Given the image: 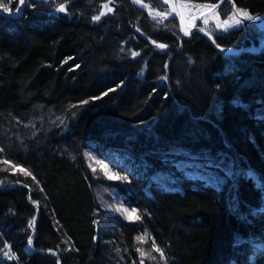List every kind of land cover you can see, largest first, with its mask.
Here are the masks:
<instances>
[{
	"label": "trees",
	"instance_id": "1",
	"mask_svg": "<svg viewBox=\"0 0 264 264\" xmlns=\"http://www.w3.org/2000/svg\"><path fill=\"white\" fill-rule=\"evenodd\" d=\"M249 28L216 41L258 46ZM87 150L137 218L107 217ZM0 264H264V50L226 57L133 0L0 13Z\"/></svg>",
	"mask_w": 264,
	"mask_h": 264
},
{
	"label": "rangeland",
	"instance_id": "2",
	"mask_svg": "<svg viewBox=\"0 0 264 264\" xmlns=\"http://www.w3.org/2000/svg\"><path fill=\"white\" fill-rule=\"evenodd\" d=\"M20 1V0H19ZM28 1V0H27ZM134 1V0H133ZM149 2H145L144 0H140V2H135L139 7L144 8L150 15L151 19L157 23H166L169 19H175V8L170 6V2L168 0H147ZM10 0H2L0 1V7L4 9V7L9 8ZM173 4V3H172ZM185 4H192V5H201L192 1H181V5ZM221 6V5H220ZM220 6L215 7H208L206 9H196V8H185L182 7L185 21L187 23L186 28L195 27V26H202L215 34H224L230 32L235 29H242V28H249L250 31L254 30L260 36V40L258 45H260L264 38V18H253L252 20L245 19L242 16H236L240 20L238 25L233 24L232 27H225L223 25L224 21H232L229 19L234 16V7L232 10H224L223 8L220 10ZM238 9H236L237 11ZM15 11V10H14ZM13 11L9 10L7 13H12ZM160 13V15L155 16V13ZM205 19H207V23H205ZM247 24V25H246ZM219 25V26H218ZM254 25V26H251ZM255 32V33H256ZM216 39V38H215ZM229 51H237L236 49H227ZM86 160L88 166L90 167L91 171L94 174L95 181L97 183V195L101 200V205L103 206L104 210L107 212V217L110 216H120L127 218L129 220L137 218V212L127 209L118 199L117 191L115 189L109 188L108 185L104 183V181H116L120 179L118 174L111 171L108 165L102 161L98 155L92 151L87 150L85 152ZM6 161V160H4ZM4 161H2L4 163ZM9 165L10 163H4ZM103 211V210H102ZM107 227L112 226L110 221L106 219H101ZM106 222V223H105Z\"/></svg>",
	"mask_w": 264,
	"mask_h": 264
},
{
	"label": "water",
	"instance_id": "3",
	"mask_svg": "<svg viewBox=\"0 0 264 264\" xmlns=\"http://www.w3.org/2000/svg\"><path fill=\"white\" fill-rule=\"evenodd\" d=\"M173 4L177 3V0H171ZM27 0H24V3L21 5V3H19V6L17 7V9L19 10H15L12 13H7L3 10V8L0 7V13L8 18H19L22 16L25 6H26ZM180 3V0H179ZM181 4V3H180ZM232 6L234 7V12L235 14L237 13L236 11V6L234 4V2L232 3ZM176 11V21L179 24V28L180 31L182 33V35L184 37H190L192 34L194 33H200L202 35H204L209 41L210 43L213 45V47L222 55L229 57V58H236L238 56H240L243 53H253V54H259L264 50V38L263 41L260 45L258 46H247L244 47L242 49H239L237 51H229V50H225L224 48L220 47L215 39V36L212 32H210L209 30H207L206 28L202 27V26H195L192 27L190 30H188L185 26L184 23V16L182 13V7L179 8H175ZM187 32V34H185Z\"/></svg>",
	"mask_w": 264,
	"mask_h": 264
},
{
	"label": "snow or ice",
	"instance_id": "4",
	"mask_svg": "<svg viewBox=\"0 0 264 264\" xmlns=\"http://www.w3.org/2000/svg\"><path fill=\"white\" fill-rule=\"evenodd\" d=\"M134 2H140V0H134ZM168 2H170V0H168ZM20 3H21V5L24 3V0H20ZM170 6L171 7H174V8H179V7H185V8H189V9H191V8H196V9H201V8H204V9H206V8H208V7H215V6H207V5H192V4H185V5H181L180 3H179V0H177V3H175V4H172V3H170ZM104 8H106V9H108V11H111V8H109V6H108V4H105L104 5ZM5 12H8L10 9L8 8V7H4V9H3ZM17 10H19V9H17ZM58 11H60V12H63V11H65V6L64 5H60L59 6V8L57 9ZM101 15H104V13H101ZM157 15H160V13H155L154 14V18H155V16H157ZM236 16H242V17H244L245 19H248V20H252L253 19V16H251L247 11H243V10H237V13L236 14H234V16L233 17H231V18H229L231 21H232V23H229V21H224L223 22V25L227 28V27H232L233 26V24H236V25H238L239 23H240V20L238 19V18H236ZM95 19L96 20H99L100 19V16H96L95 17ZM208 21H207V19H205V23H207ZM219 26V25H218ZM185 34H187V32L185 33ZM158 47H160V48H163L164 47V45H157ZM4 163H8V161H4ZM139 239H141V240H143V237H141V238H139ZM29 243H31V240H29ZM153 247L155 248V244H153ZM155 250L156 251H160V249L159 248H155ZM138 251H140L139 249H138ZM141 255H144V253L141 251ZM161 255H162V253H161Z\"/></svg>",
	"mask_w": 264,
	"mask_h": 264
},
{
	"label": "bare ground",
	"instance_id": "5",
	"mask_svg": "<svg viewBox=\"0 0 264 264\" xmlns=\"http://www.w3.org/2000/svg\"><path fill=\"white\" fill-rule=\"evenodd\" d=\"M191 28H189V30H190Z\"/></svg>",
	"mask_w": 264,
	"mask_h": 264
}]
</instances>
